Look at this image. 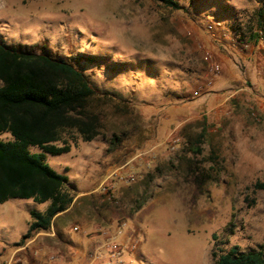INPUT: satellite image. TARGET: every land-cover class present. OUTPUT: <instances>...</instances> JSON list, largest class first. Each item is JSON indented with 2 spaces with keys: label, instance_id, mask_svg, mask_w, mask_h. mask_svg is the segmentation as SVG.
<instances>
[{
  "label": "rangeland",
  "instance_id": "rangeland-1",
  "mask_svg": "<svg viewBox=\"0 0 264 264\" xmlns=\"http://www.w3.org/2000/svg\"><path fill=\"white\" fill-rule=\"evenodd\" d=\"M175 1L0 0V42L71 61L96 89L99 133L44 161L67 176L72 227L94 222L101 264H212L219 242H264V0ZM18 201L33 203L0 211Z\"/></svg>",
  "mask_w": 264,
  "mask_h": 264
},
{
  "label": "trees",
  "instance_id": "trees-1",
  "mask_svg": "<svg viewBox=\"0 0 264 264\" xmlns=\"http://www.w3.org/2000/svg\"><path fill=\"white\" fill-rule=\"evenodd\" d=\"M160 1L180 8L175 0ZM256 22L261 33L252 38L264 43V2L256 10ZM95 95V87L73 62L0 42V134L11 137L0 138V203L11 198L49 202L42 213L30 211L32 222L17 244L48 229L53 216L71 203L67 176L44 161V152H68L76 138L90 141L99 133L101 116L92 106ZM116 140L110 142L112 148ZM30 145L41 151L30 152ZM254 187L264 188V183ZM211 259L212 264H264V242L247 250L236 244L224 249L219 242Z\"/></svg>",
  "mask_w": 264,
  "mask_h": 264
},
{
  "label": "crops",
  "instance_id": "crops-1",
  "mask_svg": "<svg viewBox=\"0 0 264 264\" xmlns=\"http://www.w3.org/2000/svg\"><path fill=\"white\" fill-rule=\"evenodd\" d=\"M74 199L53 216L48 229L33 232L20 244H17L20 237L32 222L30 211L42 213L49 202L29 199L33 203L18 201L13 206L6 205L0 211V264H101L94 256L100 247L99 237L91 234L94 222L72 227L65 216Z\"/></svg>",
  "mask_w": 264,
  "mask_h": 264
},
{
  "label": "built area",
  "instance_id": "built-area-1",
  "mask_svg": "<svg viewBox=\"0 0 264 264\" xmlns=\"http://www.w3.org/2000/svg\"><path fill=\"white\" fill-rule=\"evenodd\" d=\"M208 27L210 28L211 25L208 24ZM126 181H133L134 180V175L133 174H127L126 175ZM102 247L105 248L106 251V256L108 258V262L110 263V261H117L121 255L120 250L118 248V245L115 244L113 241L107 240ZM98 256H100V254H95V258H98ZM51 259H53V256L50 257Z\"/></svg>",
  "mask_w": 264,
  "mask_h": 264
}]
</instances>
